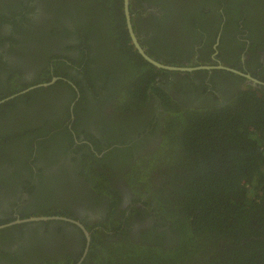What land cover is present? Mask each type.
Segmentation results:
<instances>
[{
    "label": "trees",
    "instance_id": "obj_1",
    "mask_svg": "<svg viewBox=\"0 0 264 264\" xmlns=\"http://www.w3.org/2000/svg\"><path fill=\"white\" fill-rule=\"evenodd\" d=\"M144 2L160 6L164 15L142 20L139 8ZM130 11L142 47L147 46L146 53L165 65L185 67L181 62H190L199 45H203V56L215 52L238 56L246 47L241 41L245 38L248 53L262 66L258 52L264 53V0H132ZM182 21L191 22L183 25ZM6 24L11 26V36L1 32ZM143 32L155 40L142 43ZM207 36L206 41L201 40ZM6 42L13 53L20 45L26 51L18 71L14 67L7 79L0 81V101L53 77L68 81L59 80L0 105V196L23 188L29 199L44 200L32 196L34 169L30 160L56 164L73 147L72 163L81 164L91 186L110 194L115 190L113 181L96 172L95 165L108 154L121 155L132 135L147 131L156 137L160 127L166 148L164 156L160 155L165 165L161 176L166 183L155 188L146 204L157 202L156 212L161 214L156 226L163 224L160 227L165 226L171 235L156 234V243L146 237L142 243L147 245L139 247L129 234L131 230L117 233L118 226L112 236L95 232L82 264H264V86L240 89L244 78L220 72L232 78V91L217 86L210 90L206 71L171 72L149 64L132 44L124 0H39V4L24 0L9 5L0 12V45ZM4 71L5 66L0 74ZM30 72L35 74L29 80L24 76ZM250 73L264 82V71ZM73 102V127L83 122L95 124L100 111L110 103L118 119L130 110L129 116L135 114L146 102H159L165 114L174 115L163 126L152 116L144 126L127 127L109 142L110 147L117 146L101 160L86 144L76 145L74 133L64 126V120L72 115ZM39 147L41 151L35 150ZM155 163L145 166L155 169ZM115 165L114 158L106 167ZM37 171L39 176L44 173L43 169ZM150 172L138 179L139 187L148 183ZM101 178L109 184H103ZM36 202L22 212V219L48 215L42 201ZM32 211L38 214L30 215ZM54 211L64 215L63 210ZM14 220H0V225ZM51 224L64 223L49 222L46 227ZM28 227L30 224H21L0 231V258L5 257L7 264H23L32 251L49 245L47 236L38 237L36 230L26 235ZM17 244V250L9 255ZM52 259L55 264L77 262L72 263L70 257L62 261L58 255Z\"/></svg>",
    "mask_w": 264,
    "mask_h": 264
},
{
    "label": "flooded vegetation",
    "instance_id": "obj_2",
    "mask_svg": "<svg viewBox=\"0 0 264 264\" xmlns=\"http://www.w3.org/2000/svg\"><path fill=\"white\" fill-rule=\"evenodd\" d=\"M21 1L24 0H0V12L5 10L9 5L17 6ZM131 1L132 0H130V2ZM36 2L39 4V0H36ZM142 4L143 5L139 8V10H141L142 20L151 18L152 16L160 17L161 15H164L160 6L158 7L154 4H147L146 2ZM39 14L46 17L43 13L39 12ZM190 22L191 21H182V24H189ZM1 32L3 33V36H11V26L7 24L3 25L1 27ZM14 38L16 39L17 36H14ZM140 39L142 40V43L147 42V44H150L153 40H155L151 34L146 32L141 33ZM207 39L208 36L203 37L201 40L206 41ZM241 41L246 44V47L240 51L238 56L233 57L231 52H225L221 56H219L217 52L203 56L204 52L200 50L203 48V45H199L194 48L195 53L192 59H190V62L183 61L181 64L186 65L185 67H216V69L212 70L198 71H206V75L208 77L205 82L209 85L210 90L212 87L217 86L224 92L230 93L232 91V83L229 79L232 78L220 73L229 71L219 69L218 67L232 68V66L228 64H235L243 71H246L242 73L248 74L250 76H252L250 72L262 73L264 71V53L258 52V62L262 65L259 67L254 62V59L252 58L253 56L251 57V55L248 53L249 48L246 39L242 38ZM11 48L12 45L10 42L0 45V69L5 66L7 70V72L4 71L0 74V81L6 80L7 74H10V70H12L14 67H17L18 71V66H22L23 51H26V49H22L20 45L19 48L18 46L15 47L17 53H13L10 51ZM146 49H148L147 46L144 49L145 52ZM236 59H239V61ZM8 65L10 67H8ZM38 68L39 70L41 69V67ZM33 74H35V72L26 73L24 77L30 80L33 77ZM72 74L74 73L72 72ZM238 76L239 75H237V77ZM54 78L56 77H53L52 80ZM244 79L245 81L241 83L240 89L245 88L247 85L259 88L262 87L254 86L246 78ZM59 80L68 81L62 77H59L56 82ZM216 94L217 96H220L218 93ZM208 97L210 98V102H213L211 96ZM75 103L76 102H73L70 107L69 112H71L72 115L70 114L68 120H64V126L67 128V130H71L74 133V142L76 145L86 144L89 147V150L97 153L98 158L101 160L104 159L106 153L112 152V150L117 146L115 143L110 147L109 142L111 140L113 142L115 138L121 134V132H125L124 129L127 127L131 128L136 124H139L140 127L144 126L145 123L148 122L146 118L152 116L157 117L163 126L167 118L171 115H174V113L170 114L167 112L165 114V111L160 106L159 102H146L141 106V108L134 112L135 114L129 116L130 110L123 116L119 115L121 118L118 119V115L114 113L116 108L113 106L112 109V103H110L108 104V107H105L102 111H100L101 114L98 118H96L95 124L89 125L83 122L81 124L76 123L73 127V122L75 119L73 108ZM113 103L116 105L119 102ZM193 104L197 105L199 104V101L192 103V105ZM121 106H123V104ZM118 108L119 106L117 109ZM116 125L119 129H114ZM74 128H76L77 133L74 132ZM157 131L160 132V134H158L156 137L154 134L151 135L150 132L147 131H140L142 133L138 132L137 134L132 135L130 141L126 139V141H128V146H125L120 150L121 155H112L113 157H111L108 154V157L104 161H100L97 165H95L96 172H102L106 178L113 181L115 190L110 194L105 192L103 189L97 190L93 187V185L91 186V184H89L90 177L86 175V172L83 174L85 169L83 170L81 168V164L76 165L72 163V159L74 158V147L69 150V155L67 154L68 156H60L59 158L61 159H58L60 161L56 164H46L43 162L35 163L33 162V159H31L30 163L34 169V172H32L33 176L31 177L32 187L34 189V194L32 196L34 198H43L44 200H36L35 198V201H33L32 199H29L31 196L23 194V191L21 190L23 188H21L16 194L7 193L4 196H0V220H24L21 218L22 212L30 208L32 205H35L37 203L36 201H42V205L48 210V215L30 216L26 219H30L32 217H63L83 226L84 229L89 233L91 239L88 247V239L84 229L79 225L68 221L49 220L22 223L30 224L26 235H29L31 231L36 230L38 237L47 236V240L49 242V245H45L43 249L40 248L36 252L35 250L32 251L33 255L23 264H44L46 261L51 262L50 264H55L56 261L52 258H55L57 255L62 257V261L66 262V258L70 257L72 258V263L73 261H77L76 264H82L88 256L92 236L94 233L96 232L97 234L112 236L115 233L114 229H116L118 226L120 229L116 231L117 233L118 231L123 232L126 230L128 232L131 230V233L129 234L132 236V239L134 240L133 242H136L139 247L147 245L146 243H142V240L146 237H149L154 243L159 242V240L156 238V234L158 233L160 234L166 232L169 237L171 234L166 230V227H160L163 224L158 223L159 227L156 226V221H160L159 215L161 214L159 211L156 212L157 202L152 201L149 203V205L146 204L151 195L155 192V188L166 183L165 177L161 176V173L163 172L162 169L165 168V165L160 161V155L163 157L166 153V148L163 146L164 130L159 127ZM90 136L92 137L91 140L89 139ZM59 138L62 139L61 136H59ZM58 144L60 143H57V145ZM39 148L40 149L36 148L35 150L41 151V147ZM100 152L102 153L100 154ZM151 155H153L152 159L150 157ZM114 158L116 160V165L113 167H106L112 163ZM143 160H145V164H140L143 162ZM152 161L153 163H157H155L157 167L155 169H148L145 165L147 163L150 164ZM118 163L121 164V167ZM124 166L125 168H122ZM37 168L43 169L44 173L41 174L39 172L41 176L38 175ZM147 170L152 171L149 173L147 178L148 183L139 187L137 184L138 179L142 174H145ZM137 171H141V173L138 174ZM149 180L153 181L149 182ZM101 181L105 185L109 184L107 179L104 180V178H101ZM47 200H49L50 203H48ZM54 209L63 210L64 215H59L60 211H54ZM55 212H58L59 214H54ZM1 213L7 214V217L1 216ZM35 214H38V212L32 211L30 213V215ZM138 214L141 216H138ZM58 221L64 224H51L50 226L46 227L47 223ZM83 243V252L79 254L80 250L83 248ZM18 244L15 245L14 248L10 249L8 253L9 255H12L17 250ZM50 244H52V246H50ZM160 247L163 246L161 245ZM0 248H3L2 244H0ZM87 248L88 252L86 253ZM0 264H7L5 257L0 258Z\"/></svg>",
    "mask_w": 264,
    "mask_h": 264
},
{
    "label": "water",
    "instance_id": "obj_3",
    "mask_svg": "<svg viewBox=\"0 0 264 264\" xmlns=\"http://www.w3.org/2000/svg\"><path fill=\"white\" fill-rule=\"evenodd\" d=\"M124 14H125V18H126V25H127V30L129 33V36L131 38L132 44L134 45L136 51L139 53V55H141V57L146 60L149 64L153 65L154 67L161 69V70H166V71H171V72H194V71H198V70H212V69H216V67H212V66H201V67H177V66H170V65H165L157 60H155L154 58L150 57L144 50V48L142 47L141 43L139 42L138 38L136 37L134 28H133V23H132V16H131V12H130V0H124ZM216 48V46H215ZM219 69H223L226 71H229L231 73H234L236 75H239L241 77L246 78L249 82L252 83V85L254 86H264V83L253 78L252 76L248 75V74H244L238 70L232 69V68H226V67H218ZM58 80V78H54L51 82L49 83H44L41 85H37L34 87H31L29 89H26L20 93H17L13 96H10L2 101H0V105L6 103L9 100H12L20 95H23L29 91H32L34 89L40 88V87H49L50 85L54 84L56 81ZM49 220H62V221H68V222H72L75 223L77 225H79L80 227H82L84 229L83 226H81L80 224L68 220L66 218L63 217H32L30 219H24V220H17V221H13L10 222L8 224L5 225H0V231L6 228H9L11 226L14 225H18V224H22V223H28V222H35V221H49ZM86 237L88 239V247H89V243H90V235L89 233L84 229ZM88 252V248L86 249V253Z\"/></svg>",
    "mask_w": 264,
    "mask_h": 264
}]
</instances>
